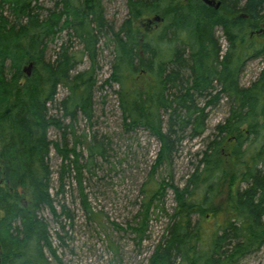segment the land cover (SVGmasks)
Masks as SVG:
<instances>
[{"label": "trees", "instance_id": "obj_1", "mask_svg": "<svg viewBox=\"0 0 264 264\" xmlns=\"http://www.w3.org/2000/svg\"><path fill=\"white\" fill-rule=\"evenodd\" d=\"M220 1L219 10L202 0H128L130 17L116 32L106 18L103 0H62L51 10L43 8L40 0H0V182L20 185L28 194L26 204L0 187V209H4L0 264H51L45 249L62 264L48 226L38 216L45 207L57 216L50 193L48 157L53 143L48 132L51 128L64 131L65 140L67 134L58 119L49 117L47 105L63 85L71 92L62 104L67 117L76 120L81 112L92 118L98 45L108 34L116 57L106 85L114 82L121 86L127 126L144 127L161 142L152 177L172 158L178 129L184 132L192 128L194 137H201L206 133L209 108L218 105L223 95L236 104L229 118L217 127L221 140L213 141L203 154L202 173L194 174L184 190L174 188L179 208L150 264H176V259L180 264H240L246 256L264 251V173L259 170L264 163V69L251 87L240 84L247 62L264 58V44L249 34L252 23L259 28L264 18L260 16L264 0H245V4L234 0L238 3L235 7L232 0ZM258 7L261 10L257 13ZM43 12H47L45 18ZM228 12H242L250 19L233 20ZM156 17L161 21L151 23ZM230 24L240 31L235 32ZM220 29L231 43L223 60L220 45L214 40ZM66 32L79 39L84 50L77 54L64 47L54 64L47 63V42ZM84 58L90 59L92 68L72 76ZM30 64L34 65L33 75L26 77L24 68ZM200 99L206 102L204 108L197 104ZM163 110L170 113L167 131ZM252 141L254 146L245 148ZM259 143L260 148H256ZM55 148L65 162L61 186L70 171V156L75 155L83 204L90 210L76 145L70 150L63 142ZM90 150L94 157L103 147L94 145ZM244 183L247 188L241 191ZM226 185L229 193L222 209L216 207L215 200ZM166 187L164 182L154 192L147 190L149 199L138 233L145 232L153 203L163 197ZM199 189L205 191L200 201L195 199ZM60 190L64 192V188ZM220 213L226 219L207 245L201 230L192 229L191 217L200 214L211 219Z\"/></svg>", "mask_w": 264, "mask_h": 264}, {"label": "rangeland", "instance_id": "obj_2", "mask_svg": "<svg viewBox=\"0 0 264 264\" xmlns=\"http://www.w3.org/2000/svg\"><path fill=\"white\" fill-rule=\"evenodd\" d=\"M60 1L40 0V4L46 10H51ZM103 4L109 25L118 32L130 17L128 0H103ZM46 16L47 12H43L42 17ZM218 33L221 56L224 57L231 45L229 47V42L226 41V44L221 32ZM254 40L258 44H264L261 36H255ZM223 45L226 47L223 48ZM47 46L45 59L51 64L58 60L64 47L77 54L84 50L82 42L71 38L68 32L61 34L54 42L49 40ZM98 51L92 91V118L88 119L81 112L76 120L67 117L62 103L70 98L71 92L63 85L57 89L56 102L48 108L49 117L58 119L67 134L65 140L62 133L64 131L51 128L48 132V140L53 143L48 157L52 175L50 193L57 216L47 207L40 208L38 216L45 220L53 249L62 264H150L151 257L157 246L165 240L179 208L174 188L184 190L194 174L198 171L202 173L203 154L213 141L221 140L217 127L229 118L231 109L236 104L223 95L218 105L209 108L206 112V133L201 137H194L192 128L184 132L178 129L172 158L162 164L152 177L161 151V142L144 127L127 126L120 102L121 86L114 82L106 85L113 74L116 57L110 34L102 36ZM91 68L90 59L84 58L72 76ZM263 69L264 58L250 59L240 76L241 87L249 88L256 83ZM142 83L141 81L137 85ZM197 104L199 108H204L206 102L200 99ZM161 114L167 131L170 113L163 110ZM63 142L67 143L70 150L76 145V153L83 166L82 187L90 210L83 204L77 180L78 170L74 165L75 155L70 156L71 162L67 163L70 171L61 186V168L65 162L57 153L55 144L61 145ZM253 142L245 148L254 146ZM94 145L102 146L103 150L92 157L90 148ZM260 145L261 143L255 147L260 148ZM259 170L264 173V163L260 164ZM227 171L230 174V169ZM164 182L167 183L166 191L163 197L153 203L142 235L137 230L143 226L145 204L149 199L146 192L156 191ZM61 187L64 192H61ZM246 188L244 183L241 191ZM204 193V189L197 190L195 199L202 200ZM228 193L229 186L226 185L221 190L222 195L219 194L215 200L216 207L225 208ZM27 196L25 194L22 197L27 201ZM212 217L204 218L200 214L191 217V227L201 230L204 243L211 240L226 219L222 213ZM45 255L51 264H59L48 249H45ZM175 262L180 264L178 259ZM240 264H264V251L246 256Z\"/></svg>", "mask_w": 264, "mask_h": 264}, {"label": "flooded vegetation", "instance_id": "obj_3", "mask_svg": "<svg viewBox=\"0 0 264 264\" xmlns=\"http://www.w3.org/2000/svg\"><path fill=\"white\" fill-rule=\"evenodd\" d=\"M217 1H219V2H221L220 0H217ZM222 8V4H221V7H220V9ZM219 9V10H220ZM230 14V15H229ZM228 15L229 16H232V18H233V20H236V19H238L239 17H243V14H238V13H236V14H232V12H228ZM260 16L261 17H264V11H262L261 13H260ZM245 17V19L246 20H249L250 18L248 17V16H244ZM256 26V25H255ZM255 26H253V24H252V30L251 31H249V34H250V37H251V39L252 40H254V37L255 36H261L262 37V40H264V18H261V20H260V23H259V28H256L255 29ZM148 27H149V30H151L150 29V25H148ZM254 28V29H253ZM218 41V44H219V40H217ZM255 41V40H254ZM229 42V41H228ZM264 43V42H263ZM230 45H231V43L229 42V47H230ZM230 49V48H229ZM0 187L1 188H3L8 194H10L11 196H13V197H15V198H20L21 200H22V203L23 202H25L26 203V200H25V198L24 197H22V196H24L25 194H26V190L22 187V186H20V185H14L13 186V184L11 185V184H9L8 182H5L4 180H2L1 182H0ZM18 195V196H17ZM3 208H1L0 209V213H2L3 212ZM3 214V213H2Z\"/></svg>", "mask_w": 264, "mask_h": 264}, {"label": "bare ground", "instance_id": "obj_4", "mask_svg": "<svg viewBox=\"0 0 264 264\" xmlns=\"http://www.w3.org/2000/svg\"><path fill=\"white\" fill-rule=\"evenodd\" d=\"M61 1H62V0H61ZM147 1L150 2V1H153V0H147ZM232 1H233V2H232V3H233V7H235V6L238 5L237 2H235L234 0H232ZM245 2H246L245 0H242L241 4H245ZM236 3H237V4H236ZM260 10H261V8H259V7L256 8L257 13L260 12ZM6 14H7L8 17H10L9 11H8ZM240 14H243V16H245L244 13H242V12H240ZM246 16H247V15H246ZM229 23H230V22H229ZM230 25H231V24H230ZM231 26L233 27V29L235 30V32L240 31V30L237 29L234 25H231ZM217 30H218V29H217ZM219 32H221V34H222V36H223V39H226V40H224V41H225V42H226V41L228 42V39L226 38L224 31H223L222 29H220ZM218 34H219V33L216 34V37L214 38V40H215V39H216V40L220 39ZM50 40H51V39H50ZM227 42H226V44H227ZM222 43H223V42H221V44H222ZM221 47H222V46H221ZM225 47H226V45H223V48H225ZM227 55H228V53L226 54V56H227ZM226 56H224V57L221 56V58H222L221 60H223ZM30 65H33V64H30ZM30 65H28V66H30ZM28 66H26V67H28ZM33 66H34V65H33ZM26 67H25V68H26ZM25 68H24V74H25V76L27 77L28 75H27V73L25 72ZM33 71H34V68H33ZM33 71H32V75H33ZM32 75H31V76H28V77H32ZM57 91H58V90H57ZM224 96H226V95H224ZM224 96H223V97H224ZM56 97H57V95H56ZM56 97H55V100H54L53 102H56ZM53 102H50L49 105H47L48 108H50L51 105H53ZM63 103H64V102H63ZM63 103H62V104H63ZM55 119H56V118H55ZM72 155H73V154H72ZM72 155H71V156H72ZM27 203H28V202L26 201V204H27ZM0 215L3 216L2 213H0ZM0 218H1V216H0Z\"/></svg>", "mask_w": 264, "mask_h": 264}, {"label": "water", "instance_id": "obj_5", "mask_svg": "<svg viewBox=\"0 0 264 264\" xmlns=\"http://www.w3.org/2000/svg\"><path fill=\"white\" fill-rule=\"evenodd\" d=\"M202 1L209 7H213L216 9H219L221 7V2H218L216 0H202ZM160 21H161V18L156 17L153 21H151V23L160 22ZM32 71H33V65H30L25 68V72L27 73L28 76L32 75Z\"/></svg>", "mask_w": 264, "mask_h": 264}]
</instances>
